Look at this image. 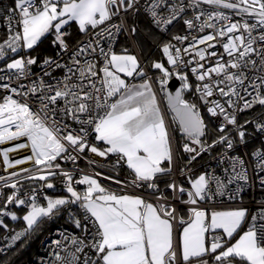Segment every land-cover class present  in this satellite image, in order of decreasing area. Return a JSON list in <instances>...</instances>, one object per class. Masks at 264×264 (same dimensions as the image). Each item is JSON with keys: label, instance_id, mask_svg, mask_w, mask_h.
Returning a JSON list of instances; mask_svg holds the SVG:
<instances>
[{"label": "snow or ice", "instance_id": "1", "mask_svg": "<svg viewBox=\"0 0 264 264\" xmlns=\"http://www.w3.org/2000/svg\"><path fill=\"white\" fill-rule=\"evenodd\" d=\"M202 4L214 11L202 9ZM142 6L157 27L166 28L191 8L194 19L184 20L187 28L193 29L195 22L205 17L199 31L213 30L193 36L184 48L171 42L164 44L161 50L171 70L164 63H152V68L161 73L157 82L162 91L173 76L181 81L179 90L166 92L168 106L186 138L182 146L186 162L182 168L176 167V173L191 174L193 163L217 147L222 148L219 163L227 165L222 168L223 175L212 171L199 174L190 179L188 187L176 179L164 181L165 189H170L174 198L190 206L189 220L180 219L186 226L175 246L173 221L177 210L170 206L165 189L160 188L161 178L171 177L174 171L169 131L152 80L138 58L128 54L127 49L117 54L111 45L124 25L123 19L113 23L114 18L139 13ZM0 22L8 33L0 42V88L12 93L0 103V145L22 137L27 141L0 150V156L5 170L28 162L37 169L27 176L24 173H30L29 168L0 176V190H12L0 207V217L18 219L8 209L10 204L30 206L22 217L25 229L10 237L6 249L46 220L67 212L83 235L62 233V240L53 241L57 249L53 252L54 264H264V208L249 220L244 207L210 214L196 207L217 196L241 200L240 193L250 183L264 189V142L251 153L255 181L245 158L229 154V150L247 143L246 125L252 122L239 124L237 113L255 105L264 106V0H143V5L142 0H13L3 10ZM70 22H75L81 33L89 34L73 50L66 42L67 33L62 31ZM217 22L223 23L218 27ZM131 32L134 34L136 28ZM48 33H54V44L68 55V61L45 59L43 76H51L52 69H62L63 79L47 83L41 76L28 84L20 82L31 77V66L37 63L34 57L19 55L20 51L33 49ZM173 39L182 44L189 38L177 35ZM105 41L106 45L102 43ZM217 43L230 59L221 62V55L214 67L205 68L200 61L218 55L209 51ZM184 55L191 59H183ZM191 64L196 65L191 72L199 82L194 89L183 72ZM213 74L220 79H214ZM128 78H139L140 82L130 83ZM12 82H18L17 86L12 87ZM191 90L199 94L212 117L223 118L218 126L220 135L211 142L197 105L184 98V92ZM30 98H34L37 108L28 102ZM69 121L79 125L78 130L72 129ZM256 129L264 132V122H257ZM92 133L105 148L89 141ZM29 147L30 155L10 159L9 153ZM86 151L104 158L115 154V166L123 161L131 170L130 185L151 189L149 195L155 202H148L142 195L112 192L87 174L74 182L70 171H56L61 169L55 163L58 157L75 163ZM57 175L64 177L68 197H45L46 204L42 205L37 202L35 188L29 200L20 197L24 180L41 181V188L51 189L54 184L49 178ZM74 183L87 187L79 192ZM0 196H4L2 191ZM72 205L78 210L72 211ZM0 227L7 228L2 219ZM217 230L222 231L218 234ZM236 235L239 238L232 242ZM61 251L66 254L62 256Z\"/></svg>", "mask_w": 264, "mask_h": 264}, {"label": "built area", "instance_id": "2", "mask_svg": "<svg viewBox=\"0 0 264 264\" xmlns=\"http://www.w3.org/2000/svg\"><path fill=\"white\" fill-rule=\"evenodd\" d=\"M142 5H143V0H142ZM200 7L206 11H214V9L210 8L208 5L202 4ZM220 10L225 11V13L228 15H232V13L229 12L228 10H224V9H220ZM139 13L144 14L147 17V19L149 20L152 28L156 32H158L162 35H167L171 32V30H174L175 33H173V35L170 39V42L172 44H175L177 47H180V48L187 47L188 44L192 42L193 36L198 37V36L206 35V34L213 31L212 29H207V28L203 32L199 31V24L203 21V19L205 17H202L201 21L195 22L196 26L193 29L187 28V26L184 24V20L185 19H194V10L191 8L187 9L186 12L182 14L181 18L177 19L176 21L173 22V24L167 26L166 28L164 26L157 27L152 22L151 17L143 11V6L141 7V11ZM233 18L238 19V17H235V16ZM121 19H123V21H124L123 30L117 34L115 40L111 41L112 49L115 52H116V49L118 47V44L120 42L122 35L127 34L131 40V34H130L129 26H128L127 21H126V15H122L121 17L114 18L113 23H119ZM221 23H223V22H217V26L219 27ZM0 29H3L5 34H6V37H4L2 40H0V42H2L3 40H5L7 38L8 33H7L6 28L2 22H0ZM63 31L65 33H67L66 42L68 43L70 50L75 49L78 42L86 41L89 38V34L84 33L77 41L70 42L69 38L71 37V34H72L71 31L68 29L63 30ZM177 35L188 36L189 39H188V41H185L184 43L181 44V43H178L175 39H173V37L177 36ZM225 40H226V38H225ZM102 43H105V45H106L107 42L105 41ZM199 47H205V45H200ZM209 51H215L218 55L216 57H211L210 59L200 61V63L205 65V68L214 67L216 64V61L218 59H220L221 55L223 56V60L221 62H224V61H227L228 59H230L227 56V54L223 52V47L220 43H217L216 47L214 49H210ZM12 55L15 57L16 54H12ZM19 55L31 57L29 55L28 49H22L20 51ZM253 58H255V57H253ZM45 59H53V60L60 59L61 62L64 63V62L68 61V55L66 53H61V50L58 47L55 55H53L52 57H49V58L47 57ZM183 59L189 60V59H191V56L184 55ZM44 60L40 61L39 63H36L33 66H31V69H30V71L32 73L31 77L29 79H25V80H22L20 82L28 84L31 82V79H37V78L43 76L42 66H43ZM194 66H196V65L191 64V65H188L186 68H183V72L185 74H187L189 82L193 85V87L197 83H199L196 80L195 76L191 72V68ZM171 67L172 66H169L168 68L171 70ZM160 75H161V73L158 74L157 77H159ZM174 77L175 76H173L172 78H174ZM213 78L214 79H220V77H215V74H213ZM43 79L47 83H55L56 80L63 79V70L62 69H52L51 70V76H43ZM3 82H7V81H3ZM17 83L18 82H12L11 86L16 87ZM152 84L154 86L157 98L160 102V106L162 108L164 117H165L166 122H167V126L170 129V122L168 120L167 110H166V107L163 103L164 102L163 97L165 96L166 90H164V91L161 90L160 85L157 82V78L155 80V84L153 81H152ZM11 94L12 93L7 92L4 89L0 88V103L3 102V97L5 95H11ZM193 97H195L198 100L201 108L205 111V113L209 117L212 125L214 126V128L218 132V126L221 123H223V118L220 116L212 117L207 112V106L203 104V102L199 99V94L195 93V91H194ZM14 98L22 99V97H16V96H14ZM216 98H218V95ZM249 99H250V97H249ZM28 102L31 104V106L34 109L38 107V105L34 102V98H30ZM221 102H223V100ZM240 103L242 104V102H240ZM248 113H250L251 116L245 121H252V122L248 123L246 125L247 143L244 145H238L233 150H229V154L230 155H240V156H243L245 158L246 164L248 167V171H249V175L252 177L253 181H255L256 172L254 169V160H253L251 153H252V151L256 150L257 148H260L262 146V142H264V132H259L256 129V123L257 122H264V106L255 105L251 109L245 110L243 112H238L237 113V121L239 124H244L245 121L242 123V121H243L242 118L245 115H247ZM69 124L71 125L72 129L78 130L79 125L73 123L72 121H69ZM228 127L232 128V126H228ZM12 131H15V128H13ZM231 134H232V136L235 137V131H232ZM219 135H220V133L218 132L217 137ZM89 141L96 144L101 149L104 148L102 145H100L99 141H95L94 133L89 135ZM26 142H27L26 138H23V137L20 138L19 140H16V141H7L5 144L0 145V150L4 149L6 147H12L16 143H26ZM27 149H28L27 152H24L23 154H15L13 152L9 153L10 159L15 160V159L30 155L31 154L30 147ZM221 151H222V148L217 147V151L215 153L210 152L212 154H210L209 157L206 158V160L203 163V169L205 172L212 171V172H215L216 174L223 175L222 168L226 167L227 165L219 163V157H220ZM117 159H118V157L114 154H109L107 158H104V157H99L96 154H93L89 151H86L85 153L79 154L78 159L75 163H73L72 161L64 160V159H61L58 157L57 161L55 163H59L61 166V169H57L56 171L57 172H59L60 170L70 171L73 175L74 182H75V180H79L85 174L97 177L95 174L97 173V170H99V171L103 172L105 174V176H99L97 178L102 182V184L105 187L112 188L113 186L114 187L117 186L116 188H114V187L113 188H114V190H116L118 192L136 193V194L145 196L146 198L155 202V198L152 197L151 195H149V193L152 191L151 189L135 188V187H132L130 185L131 173L130 172H127V173L122 172L123 169L126 168L125 163L123 161L120 162L119 166H115ZM2 161H3V157L0 156V176L7 177L9 175V173L12 171H9L8 169L5 170V165L3 164ZM176 167H177V165L174 166V171H173V175H172L171 179H176L177 183L179 184L180 175L176 173V171H175ZM27 168L31 169V168H35V167L33 165H31ZM15 171H17V170H15ZM29 174L30 173H28V174L24 173V176H27ZM261 175H264V173H261ZM106 176L107 177L111 176L115 179H119V180L123 181V183L117 184V183H115L114 180L107 179ZM50 182H52L54 184V187L51 189L41 188L42 184L37 186V187H34L35 189H37V202L42 204V205L46 204L45 197L56 198V196L52 193L53 191L55 193L66 191L65 180H64L63 176H59V177L56 176V178L50 180ZM235 186L236 185L234 184V185H231L230 187H235ZM74 187L76 188L77 191L82 192V191H84V189L87 186L86 185H78V184L74 183ZM32 189L33 188L21 189L20 197L24 198L26 201L29 200V198H30L29 194L31 193ZM163 189H165V188H163ZM0 191H2L4 193V196H0V207H2L4 199L6 198L7 195L11 194L12 190L10 188H8V189H2ZM240 196L242 197V199L236 200V201H230L227 199V197L217 196L211 200L200 202L196 207H198L200 209H207V210H231V209H235L237 207H244V208L248 209L249 220H250L252 215L257 214L260 209L264 208V189H262L258 184H256V183L248 184L244 188V190L240 193ZM167 198L169 200L170 206H173L176 208L177 214H178L179 209L188 210V208L190 207L186 204H183L181 202V198H174V197L170 198L168 196H167ZM29 207L30 206L28 203H26L25 205H22V206H16L15 204H10L8 206V209L10 211L12 209H19V210L21 209V210L28 211ZM6 218H8V216L7 217H0V219H2V220H5ZM177 219H178V215H177ZM90 227H91V225H90ZM24 229L25 228L17 229L15 232H13L11 234H7L6 238L0 241V260L2 259V257L4 255H6L16 245L17 242H19V241H17L14 244V246L6 249V245L11 242L10 237L17 232L23 231ZM62 233L67 234L69 236H71V235H78V236L83 235V233H81L80 229H76L73 226L71 219L68 217V221H65L63 223H58L53 228H51V230L46 235L43 236V238L40 240V243L38 245V248H37L35 254L32 257H30L29 259H27L25 262H23L22 264H54L53 252L56 251L57 249L55 248L53 241L62 240L63 239V237L61 235ZM64 243L67 245L69 242L64 241ZM60 254L63 256L66 253L61 251ZM89 255H93V254L90 252Z\"/></svg>", "mask_w": 264, "mask_h": 264}, {"label": "trees", "instance_id": "3", "mask_svg": "<svg viewBox=\"0 0 264 264\" xmlns=\"http://www.w3.org/2000/svg\"><path fill=\"white\" fill-rule=\"evenodd\" d=\"M12 3H13V0H0V17L3 16V10L8 8L9 6H11ZM126 21H127L128 26H129L133 46L139 52L140 57L142 58V60L145 64V67L148 71V74L150 75V78L152 79V81H154V79L157 78L156 75L158 73L156 74L155 72H153L150 65L155 60L158 59V57L160 55L159 52L161 51L162 46L164 44L170 42V39H171L173 33H175V31L171 30V32L167 35H162V34L156 32L152 28L147 17L142 13H128L126 15ZM133 27L136 28V32L134 34L131 32V29ZM71 33H72L71 37L69 38L70 42H75L82 36V35L81 36L79 35L77 37L76 33H78V32L75 30H74V32L71 31ZM4 37H6V34H5L3 29H0V40H2ZM54 38L55 37L53 34H50V35L44 37L41 41H39V43L36 46H34L33 49L28 50L29 55L31 57L36 58L37 63H39L40 61L44 60L47 57L55 55V53L58 49V46L56 44H54ZM125 44H127L128 48H131V46H132L131 41H130V37L127 34L122 35L116 51L119 50L121 46L123 48V45H125ZM193 89H194V87H193ZM193 94H194V90L186 91L185 92V99L188 100L189 102L197 105V108L200 111L201 116L203 117L205 123L208 126L207 134H208L209 142H211V139L217 137L218 132L214 128V126L212 125V123H211L209 117L207 116V114L205 113V111L201 108L198 100L195 97H193ZM250 116H251L250 113L245 115L242 118V120H243L242 123L245 120H247ZM173 126L175 128V132L173 135H174V141H175L177 167H181L180 158L186 159L185 155H187V154H184L182 152V146L185 143L186 139L184 136L181 135L179 126L176 122L174 123ZM216 151H217V148L213 149L212 153H215ZM212 153H204L201 157L198 158V160L196 162L193 163L191 168L192 169H202L204 161ZM122 172L127 173L128 171L126 168H124ZM185 174H188V173L186 172ZM59 176L60 175H57V177H59ZM55 178H56V176L51 177L49 179L52 180ZM165 180H171V177H163V179L160 182V188H165V185H164ZM41 184H43V182H41V181L24 180L21 189L34 188V187H37ZM165 191H166V194L168 195V197L172 196L171 190L166 189ZM52 193L56 196V198H66L70 195L69 193H67V191L57 192V193H55L53 191ZM71 210L72 211L78 210L77 206L72 205ZM20 211L24 212L25 210L20 209ZM68 217H69V214L67 212H62L59 216L55 217L54 219L46 220L44 223H42L39 226V228H37L36 231L29 233L26 237H24L22 240L17 242L16 245L6 255H4L2 257V259L0 260V264H22L23 262H25L27 259H29L30 257H32L35 254V252L38 248V245L40 243V240L43 238V236L46 235L51 230V228H53L58 223H63L65 221H68ZM180 217H182V219H188L189 211L186 209H181L180 210ZM15 224H16V230L20 229V228H25L24 222L22 219L17 220L15 222ZM182 225H184V224L180 223V226H182ZM6 230H7L6 228L0 227V233L1 234L5 233ZM9 234H11V233H9ZM237 236L238 235H236L234 237V239Z\"/></svg>", "mask_w": 264, "mask_h": 264}, {"label": "crops", "instance_id": "4", "mask_svg": "<svg viewBox=\"0 0 264 264\" xmlns=\"http://www.w3.org/2000/svg\"><path fill=\"white\" fill-rule=\"evenodd\" d=\"M66 29H68V30H70V31H73L74 32V30L75 31H77L78 33H76L77 34V37L80 35H83L84 33H81L80 31H79V28H78V25L75 23V22H70L68 25H66V26H64V28L62 29V31L63 30H66ZM50 34H53L54 35V33H48V34H46L44 37H46V36H48V35H50ZM75 34V35H76ZM44 37H42L41 38V40L44 38ZM55 37V36H54ZM40 40V41H41ZM131 41V40H130ZM39 43V42H38ZM37 43V44H38ZM131 44H132V46H131V48H128L127 47V44H125V45H123V48H122V46L120 47V49L119 50H117L116 51V53L117 54H122L123 53V50L124 49H127V52H128V54H132V55H135L137 58H138V60H139V62H140V64H141V66L144 68V70H145V72H147V69H146V67H145V64H144V62H143V60H142V58L140 57V54H139V52L137 51V49L133 46V43H132V41H131ZM130 44V45H131ZM162 49V48H161ZM161 52V54L159 55V57H158V59L157 60H155L154 62H161V63H164L165 64V66L166 67H169V65H167L166 64V57H164V55H163V53H162V50L160 51ZM50 57H52V56H50ZM49 58V57H48ZM150 67H151V69L153 70V72H155L156 74L158 73V74H160V72L158 71V70H156V69H153L152 68V64L150 65ZM158 74L156 75V76H158ZM121 76H122V78H123V74H121ZM129 79V82L130 83H139L140 82V80H139V78H137L136 80H132L131 78H128ZM154 81H155V79H154ZM154 84H155V82H154ZM152 87H153V90L155 91V89H154V86H153V84H152ZM186 92V91H185ZM185 92H184V98H185ZM157 96V95H156ZM157 101H158V103H159V106H160V102H159V100H158V98H157ZM163 103H164V105H165V107H166V110H167V116H168V120H169V122H170V129L168 128V126H167V122H166V119H165V117H164V119H165V124H166V127L168 128V131H169V135H170V138H171V144H172V149H173V153H174V166L175 165H177V157H176V151H175V141H174V136H173V133H172V130H171V123H175L176 121H175V119L173 118V116L170 114V112H169V110L167 109V106H166V102H165V96L163 97ZM160 110H161V113L163 114V111H162V108H161V106H160ZM163 116H164V114H163ZM100 144L105 148L106 147V145L105 144H103V142H100ZM115 155V154H114ZM186 156V155H185ZM185 162H186V159L185 158H180V164H181V168L184 166V164H185ZM125 167H126V169H127V171L128 172H130L131 173V170L130 169H128L127 168V165H126V163H125ZM200 171L202 172H204L205 173V171H204V169L202 168V169H192V171H191V174H189L188 172V174H182V175H180V179H179V184L180 185H183V186H185V187H188L189 186V181H190V179H194V178H196V177H198V175H199V173H200ZM102 173L103 175L102 176H105V174L103 173V172H101V171H99V170H97V173ZM107 177V176H106ZM109 177H111V176H109ZM95 178V177H94ZM97 178V177H96ZM171 178H172V176H171ZM163 178H161V180H162ZM99 180V179H98ZM111 180V179H110ZM112 180H119V179H112ZM121 181V180H120ZM123 182V181H122ZM99 183L103 186V187H105L103 184H102V182L99 180ZM114 187V186H113ZM107 188V187H105L106 189H108V190H110V191H112V192H115V193H117V194H128V195H139V194H136V193H132V192H118V191H116V190H114V188H116V187H114V188ZM163 189V188H162ZM83 192V191H82ZM172 196L170 197V198H173V194H171ZM168 196V195H167ZM186 198V197H185ZM147 200H148V202H153L152 200H150V199H148V198H146ZM171 207H173V206H171ZM180 210L181 209H179V211H178V219H176V220H174L173 221V244H174V246H175V244L177 243V241L179 240V237H180V235L182 234V231H183V227H185L186 226V224H184V225H182V226H180V219H182V217H180ZM203 210H206L209 214L211 213V211H225V210H207V209H203ZM232 210V209H231ZM189 218H190V213H189V217H188V219H183V220H185V221H188L189 220ZM222 230H217V233H220ZM242 234V233H241ZM239 238V236H237L235 239H238ZM235 239L232 241V242H234L235 241Z\"/></svg>", "mask_w": 264, "mask_h": 264}, {"label": "rangeland", "instance_id": "5", "mask_svg": "<svg viewBox=\"0 0 264 264\" xmlns=\"http://www.w3.org/2000/svg\"><path fill=\"white\" fill-rule=\"evenodd\" d=\"M160 54H161V52H159ZM167 64V63H166ZM169 66H171V65H169ZM174 124L173 123H171V130H172V133L174 134V132H175V128H174V126H173ZM174 136V135H173ZM31 170V172H30V174L31 173H35L36 171H37V169L36 168H31L30 169ZM25 174H28V173H25ZM199 174H204V172L202 171H200V173ZM51 178V177H50ZM93 178H94V176H93ZM96 178V177H95ZM96 179H98V178H96ZM98 182H99V180H98ZM11 212L12 213H14L17 217H18V219L17 220H19V219H22V217H23V215H25L26 213H27V211H20V210H18V209H12L11 210ZM17 220H12L11 219V216H8V218L7 219H5V220H3L4 221V223L7 225V230H6V232L5 233H0V241L1 240H3V239H5L6 238V236H7V234H9V233H13L15 230H16V224H15V222L17 221ZM23 220V219H22ZM24 222V221H23ZM24 227H26V223L24 222Z\"/></svg>", "mask_w": 264, "mask_h": 264}, {"label": "water", "instance_id": "6", "mask_svg": "<svg viewBox=\"0 0 264 264\" xmlns=\"http://www.w3.org/2000/svg\"><path fill=\"white\" fill-rule=\"evenodd\" d=\"M180 86H181V81H179L176 77H174V78L170 79V81L168 82V85H167V88H166V91H165V102H166V106H167V109L169 110L170 114L173 116V118H174V115L175 114L170 110V108L168 106V102H167V99H166V92H172V93H174L175 91L179 90ZM175 121H176V123L179 126L181 135L184 136L183 132L181 131L179 122L177 120H175Z\"/></svg>", "mask_w": 264, "mask_h": 264}, {"label": "bare ground", "instance_id": "7", "mask_svg": "<svg viewBox=\"0 0 264 264\" xmlns=\"http://www.w3.org/2000/svg\"><path fill=\"white\" fill-rule=\"evenodd\" d=\"M27 148H25V149H20V150H18L17 152H13V153H15V154H23L24 152H27ZM31 165H33L32 164V162H28V163H26V164H24V165H18V166H16L15 168H12V169H8L9 171H15V170H17V171H19L21 168H27V167H29V166H31Z\"/></svg>", "mask_w": 264, "mask_h": 264}, {"label": "clouds", "instance_id": "8", "mask_svg": "<svg viewBox=\"0 0 264 264\" xmlns=\"http://www.w3.org/2000/svg\"><path fill=\"white\" fill-rule=\"evenodd\" d=\"M147 74H148V71H147ZM148 77H150V75L148 74ZM152 80V79H151ZM156 80V79H155ZM153 82H155V81H153Z\"/></svg>", "mask_w": 264, "mask_h": 264}]
</instances>
